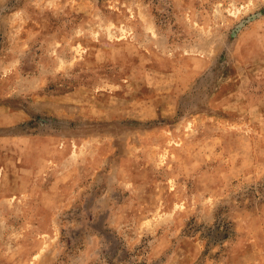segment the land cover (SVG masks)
I'll use <instances>...</instances> for the list:
<instances>
[{
  "label": "rangeland",
  "instance_id": "obj_1",
  "mask_svg": "<svg viewBox=\"0 0 264 264\" xmlns=\"http://www.w3.org/2000/svg\"><path fill=\"white\" fill-rule=\"evenodd\" d=\"M0 264H264V0H0Z\"/></svg>",
  "mask_w": 264,
  "mask_h": 264
}]
</instances>
